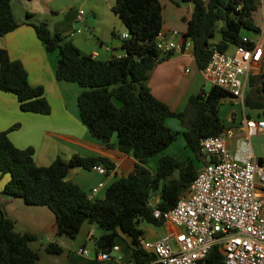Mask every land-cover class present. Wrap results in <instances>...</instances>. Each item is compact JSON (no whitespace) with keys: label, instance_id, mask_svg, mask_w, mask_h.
Listing matches in <instances>:
<instances>
[{"label":"trees","instance_id":"trees-1","mask_svg":"<svg viewBox=\"0 0 264 264\" xmlns=\"http://www.w3.org/2000/svg\"><path fill=\"white\" fill-rule=\"evenodd\" d=\"M181 2L193 4L183 35L191 40L200 69L207 65L215 48L227 51L242 40L248 33L245 31H260L253 20L258 9L256 0ZM112 11L124 24L129 37L122 39L124 54L107 60L83 53L67 36L52 33L46 22L31 25L45 49L57 53V79L81 86L76 103L80 120L90 135L108 147L116 136L118 150L136 160L132 170L114 180L106 188L104 197L90 199L77 184L66 179L69 169L101 164L107 174L114 169V162L103 156L73 155L68 160L57 157L47 166L37 165L33 147L18 148L9 139L8 133L19 126L15 123L0 131V174L9 175L0 195L21 198L27 205L47 206L55 217V236L75 238L84 222L92 224L100 230L95 237L97 253L109 251L122 238L129 262L140 264L154 260L153 254L138 247V238L144 236L140 223L164 224L161 217L153 215L148 203L152 193L159 196V209L169 210L198 173L190 159L171 155H161L154 172L145 166L148 158L175 140L176 131L166 125V119H188L183 131L185 145L200 160L205 156L200 150L201 139L226 129L218 110L221 100L231 96L212 85L207 92L201 90L189 97L187 107L191 115L171 110L144 83L148 71L170 56L160 55L156 48V37L163 23L160 0H115ZM19 25L11 0H0V37ZM215 36H219L217 41ZM253 44V41L248 43L250 47ZM249 86L255 88L246 92L244 105L260 110L259 116L264 118V79L250 76ZM0 91L13 94L22 111L44 115L51 111L44 88L31 85L23 63L11 59L4 48L0 49ZM257 162L264 164V159L258 157ZM0 214V264H35L38 254L29 246L35 234L16 232L1 204ZM46 250L60 253L62 249L56 241H50ZM222 260L221 252L214 246L200 264H220Z\"/></svg>","mask_w":264,"mask_h":264},{"label":"crops","instance_id":"crops-1","mask_svg":"<svg viewBox=\"0 0 264 264\" xmlns=\"http://www.w3.org/2000/svg\"><path fill=\"white\" fill-rule=\"evenodd\" d=\"M177 1L181 2V0ZM256 2L258 9L253 14V20L260 27V31L252 32L253 35L247 33L243 37L261 47L260 53L256 54L252 61L253 67L250 76L264 79V0H256ZM114 3L115 0H11L14 18L20 25L0 37V49H6L11 59H18L23 63L28 73L29 83L41 85L44 88V95L51 107L50 113L46 115L22 111L14 95V98H9L5 96L6 92L0 91V131L18 123L19 126L11 130L8 137L18 148L33 147V157L37 165L47 166L57 157L68 160L73 155L103 156L112 160L115 167L107 174L92 167L69 169L66 179L77 184L87 194L93 187L102 183L91 199L104 197L106 188L117 178L127 175L136 160L131 154L118 150L115 145L116 136L112 137L110 141L112 146L108 147L90 135L80 120L76 103V98L82 90L81 86L75 82L57 79L55 74L57 53L45 49L42 42L36 37L31 24L46 22L52 33L57 32L67 36L83 53L107 60L113 56L118 57L124 54L121 34L127 32L120 18L112 11ZM160 3L163 19L161 31L166 38L180 44L181 48L156 63L148 71L144 83L149 87L151 93L157 99L165 102L171 110L188 112L189 97L201 90L207 92L213 85L204 75L203 70L198 67L192 48L185 47V42L189 39L183 33L186 30V20L191 15L193 4L184 2L188 3L187 6H184L186 9V14H184L183 6L180 3L176 4L172 0H160ZM79 10L83 11L80 20L77 19ZM76 29H80V31H75ZM218 39L219 36H215L214 40ZM233 47L234 45L228 50L232 51ZM255 84L257 86L259 80ZM252 88L255 87H250L248 82L247 92ZM235 100L240 102L239 99ZM11 110L16 116L18 114L21 116V118L17 116L19 121L10 123L8 119H4V117L10 116ZM251 110V112L243 113L248 117L262 118L259 116L260 110ZM189 115H191L190 111ZM169 118L171 117L165 121L166 125L171 130H176L177 122ZM227 120H231L233 124L226 126L224 133L227 146L233 151L236 148L237 140L245 135V129L243 122L235 125L232 117ZM187 121L186 123H188ZM182 130L185 129L182 128ZM255 135L257 134L252 136ZM251 149L255 154L252 144ZM255 156L264 159L262 155L255 154ZM207 161H200L197 169L199 170ZM147 162L148 160L145 163L146 167ZM147 168L152 172L156 169L151 165ZM8 179V174H0V191ZM0 204L3 206L5 215L12 220L16 232L35 234V239L29 243V246L38 254L35 264L114 263L104 262L98 258L99 252L97 253L95 250L96 227L92 224L84 222L75 238L65 235L55 236V217L47 206L27 205L21 198L5 195H0ZM160 227H163V230L160 233L155 232L153 238L150 239H156L169 231L178 229L169 221L164 222ZM141 228L143 229V227ZM91 232H93L92 236ZM50 241L58 243L62 249L60 253H50L46 250V244ZM81 247L89 252L79 253L78 249ZM120 250L123 260L114 264H129L126 245L120 244Z\"/></svg>","mask_w":264,"mask_h":264},{"label":"built area","instance_id":"built-area-1","mask_svg":"<svg viewBox=\"0 0 264 264\" xmlns=\"http://www.w3.org/2000/svg\"><path fill=\"white\" fill-rule=\"evenodd\" d=\"M82 13L78 11L77 19H82ZM121 37L127 39L128 32ZM249 41L243 37L232 51L215 48L202 69L213 85L239 99L242 108L252 61L261 51L255 42L250 47ZM185 47L192 48L191 40L185 42ZM156 48L160 55L169 56L179 51L181 45L160 31ZM241 122L245 135L237 140L233 151L227 146L224 132L201 139L200 150L208 161L171 209L160 210L159 196L152 193L148 203L153 215L178 229L156 239L139 237L138 247L154 255V260L140 264H200L214 246L223 257L220 264H264V164L257 162L250 142L253 134L264 136V118L243 113ZM92 168L106 172L101 164ZM101 185L93 187L87 196L91 199ZM78 251L87 253L82 247ZM98 258L104 262H121L120 245L100 251Z\"/></svg>","mask_w":264,"mask_h":264},{"label":"rangeland","instance_id":"rangeland-1","mask_svg":"<svg viewBox=\"0 0 264 264\" xmlns=\"http://www.w3.org/2000/svg\"><path fill=\"white\" fill-rule=\"evenodd\" d=\"M180 4H181V6H183V9H182L183 13L186 14V9L184 8V6H187L188 3L180 2ZM245 32L252 34V32H249V31H245ZM248 89H249V87H248ZM252 90H254V88L251 89V92H252ZM5 96H7L9 98H14L13 94L7 93V92L5 93ZM246 111L251 112L252 110L250 108L246 107L245 105L242 108V105L240 104V102L238 100L226 97V98L221 100V104L219 106L218 114L224 120L225 127H226V126H230L231 124H233L231 122V120H227V119L232 117L234 119L235 125H237L239 122H241L243 112L245 113ZM17 112H19V111H17ZM20 112H22V111H20ZM17 116L21 118V116L19 114ZM17 116L11 110L10 116L4 117V119H8L10 123L11 122L15 123V122L19 121L18 120L19 118H17ZM169 119H171L173 121L175 120L177 122L176 126H175L177 128H176V130H174V131H176L175 140L168 147H166L163 151H161L160 153H158L157 155H155L153 157H150L148 159V162H147V167L149 165H151L155 169L157 166V159L161 155H171V156H174L177 158L179 157L182 160L183 159H190L191 162L194 163V165L196 167L199 166L200 160L206 162L207 161L206 155L201 156L200 160H199L196 157V155L194 153H192L185 145L186 143H185V140L183 137V131L184 130H182V128L186 129V127H187L186 121L188 119L185 118L184 120H180L177 117H171ZM250 142L253 145V149H254L255 154L264 156V136L263 135L262 136L261 135L252 136L250 139ZM173 176L175 177V174ZM140 226L143 227L144 237L147 239L153 238V235L155 232L160 233L163 230V227L154 226V225H152L150 223H146L144 221L140 224ZM95 231H96V236L100 234L99 229L95 228ZM91 244H92V241H91ZM117 244L124 245L125 243H124V240L122 238H118ZM87 251L89 252V250H87ZM91 251H93V250H91ZM92 254H93V252H92Z\"/></svg>","mask_w":264,"mask_h":264}]
</instances>
